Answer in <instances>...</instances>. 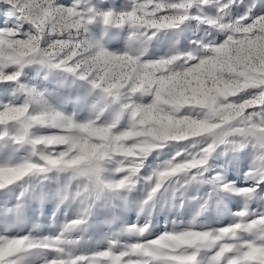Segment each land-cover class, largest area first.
I'll return each instance as SVG.
<instances>
[{"label":"snow or ice","instance_id":"1","mask_svg":"<svg viewBox=\"0 0 264 264\" xmlns=\"http://www.w3.org/2000/svg\"><path fill=\"white\" fill-rule=\"evenodd\" d=\"M242 4L0 0V20L7 16L10 24L0 28V84H19L25 96L22 102L0 101V216L6 222L0 264H33L37 258L43 264H264V211L249 208L254 199H264L259 195L264 186V4L255 0L233 18V8ZM192 20L209 31L193 40L191 49L150 55L153 40L182 32ZM94 28L102 30L99 36ZM112 31L127 32L126 48L109 50L106 37ZM213 33L225 38L217 42L210 38ZM32 65L84 82L96 97L93 115L66 114L48 102L45 92L27 89L21 80ZM105 113L109 118L102 119ZM40 128L56 131L37 134ZM172 143L199 147L177 151L151 175H142L149 153ZM221 147L253 151L245 173L251 184L237 187L220 173L207 175ZM45 181L56 187L45 191ZM141 183L148 186L141 210H154L164 193L186 191L193 183L235 194L244 207L232 214V223L216 229L193 221L148 239L146 221L104 237L106 247L85 248L71 238L87 231L98 201L127 203L126 193ZM49 197L76 205L75 217H66L55 235L12 234L8 219L19 221L34 200ZM122 233L137 239L122 243Z\"/></svg>","mask_w":264,"mask_h":264},{"label":"rangeland","instance_id":"2","mask_svg":"<svg viewBox=\"0 0 264 264\" xmlns=\"http://www.w3.org/2000/svg\"><path fill=\"white\" fill-rule=\"evenodd\" d=\"M115 2L123 4L126 0H115ZM254 2L255 0H244V4L234 7L232 10L233 18L246 11L245 5ZM259 2L264 4V0H259ZM254 11H260L259 5ZM210 14H214V10H210ZM5 26H10L7 16L0 20V28ZM182 29V32L179 30L169 31L162 34L159 39L153 40L149 49L150 55L157 58L173 49L189 50L193 40L205 37L206 32L209 31V26L200 25L197 21L192 20L183 25ZM93 32L99 36L102 30L94 28ZM210 38L222 42L225 37L223 33H213ZM106 40L109 50H123L128 45V34L126 31H112ZM21 83L27 89L35 88L45 92L48 102L66 114L77 113L81 119L93 115L92 105L96 101L95 95L89 93L84 82L75 80L69 73L41 65H32L25 69ZM19 88L20 85L16 83L0 84V101L22 102L23 99L21 98L24 96V92L20 91ZM16 94H22V97L17 98ZM33 107L38 106L33 105ZM106 118H109L107 113L102 119ZM55 131L51 128H40L37 134H51ZM198 147L193 148L188 144L182 147L180 144L172 143L163 150L150 155L145 161V167L141 174L144 176L151 175L153 169L174 157L177 151L194 152L198 150ZM17 155L23 156L25 153L19 152ZM254 158L251 149L231 152L221 147L210 161L211 170L207 175L211 177L220 173L226 177L227 181H234L237 187L248 186L251 181L247 180L245 173L249 170ZM55 187L54 181H45V191ZM147 190V185L139 184L132 192L126 193L127 203L120 199L98 201L89 219L87 231L73 233L71 238L81 240L85 248H94L98 243L100 247H106L107 241L104 237L110 236L113 232H120L128 225L143 224L146 221H150L151 224L152 234L147 237L148 239L155 238L163 232L172 231L174 228L179 230L189 227L193 221L196 222L197 226L203 225L205 228L216 229L232 223V214L244 207L242 198L235 194L214 191L212 184L193 183L188 186L186 191L174 192L170 189L164 193L154 210H141L140 204L146 198ZM19 191L20 189H17V195ZM35 193L39 197L41 188L37 187ZM259 195L264 197V186H262ZM249 208L252 211H264V199H254L249 204ZM76 213V205L61 204L58 200L50 197L42 200L38 198L28 206L19 221L15 218H9L7 226L11 228L12 234L16 232L21 235L31 233L40 237L55 235L65 218H74ZM54 216L55 223L53 222ZM5 223L4 217L0 216V231H3ZM36 225H40V227H36ZM136 239L135 236L128 233L120 235L122 243H132ZM33 264H43V261L37 258Z\"/></svg>","mask_w":264,"mask_h":264},{"label":"clouds","instance_id":"3","mask_svg":"<svg viewBox=\"0 0 264 264\" xmlns=\"http://www.w3.org/2000/svg\"><path fill=\"white\" fill-rule=\"evenodd\" d=\"M169 145H170V144H167V145H166V147H167V146H169ZM166 147H164V148H166ZM164 148H163V149H164ZM163 149H162V150H163ZM150 155H152V153H149V156H150ZM172 158H174V157H172ZM172 158H171V159H172ZM169 160H170V159H169ZM169 160H167V161H164V162H163L162 164H160L158 167H160V166H162V165H164V164L168 163V162H169Z\"/></svg>","mask_w":264,"mask_h":264},{"label":"bare ground","instance_id":"4","mask_svg":"<svg viewBox=\"0 0 264 264\" xmlns=\"http://www.w3.org/2000/svg\"><path fill=\"white\" fill-rule=\"evenodd\" d=\"M49 93V92H48ZM17 98H21L22 97V94H16ZM24 97V96H23ZM21 98V99H24V98ZM23 101V100H22ZM80 101V100H79Z\"/></svg>","mask_w":264,"mask_h":264}]
</instances>
